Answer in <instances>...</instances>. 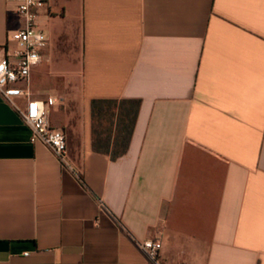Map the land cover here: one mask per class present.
I'll list each match as a JSON object with an SVG mask.
<instances>
[{
    "label": "crops",
    "instance_id": "obj_1",
    "mask_svg": "<svg viewBox=\"0 0 264 264\" xmlns=\"http://www.w3.org/2000/svg\"><path fill=\"white\" fill-rule=\"evenodd\" d=\"M38 23L18 85L56 100L68 165L0 95V264H156L150 239L160 264H264V0H50ZM23 26L0 0V47ZM94 100L141 102L117 160Z\"/></svg>",
    "mask_w": 264,
    "mask_h": 264
},
{
    "label": "built area",
    "instance_id": "obj_2",
    "mask_svg": "<svg viewBox=\"0 0 264 264\" xmlns=\"http://www.w3.org/2000/svg\"><path fill=\"white\" fill-rule=\"evenodd\" d=\"M15 6L16 12L24 19L22 29L12 33L8 45L0 47V95H2L21 115L23 123L32 133V142L46 145L65 165H68V145L64 132L55 129L50 122L49 106L56 100H37L32 98L28 85L32 70L40 65L43 52L48 46V37L40 28L38 19L41 10L50 0H6ZM12 43L15 46H12ZM24 98L26 105L20 107L16 101ZM140 248L150 260L160 264L161 242L159 239L145 240ZM29 253H26L28 256Z\"/></svg>",
    "mask_w": 264,
    "mask_h": 264
},
{
    "label": "trees",
    "instance_id": "obj_3",
    "mask_svg": "<svg viewBox=\"0 0 264 264\" xmlns=\"http://www.w3.org/2000/svg\"><path fill=\"white\" fill-rule=\"evenodd\" d=\"M140 106L139 100H94L93 149L113 160L124 156L131 145Z\"/></svg>",
    "mask_w": 264,
    "mask_h": 264
}]
</instances>
